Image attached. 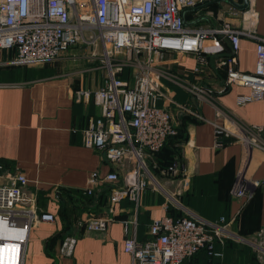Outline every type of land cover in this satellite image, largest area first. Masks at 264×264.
Returning a JSON list of instances; mask_svg holds the SVG:
<instances>
[{
	"label": "built area",
	"instance_id": "built-area-1",
	"mask_svg": "<svg viewBox=\"0 0 264 264\" xmlns=\"http://www.w3.org/2000/svg\"><path fill=\"white\" fill-rule=\"evenodd\" d=\"M206 1L0 0V50H15V62L19 64L54 61L78 45L101 49L107 82L93 93L101 114L84 129L83 142L99 150L121 171L91 174L85 192L93 195L97 186L109 185L111 215L88 212L77 225L85 231H106L116 220V207L125 199L131 201L135 211L132 218L122 222L126 233L124 249L131 255L132 264H183L203 248L217 259L216 264H240L226 259L225 241H250L231 231L232 221L225 216L219 221H206L170 214L152 221L150 239L137 238L142 193L150 184L163 189L153 170L156 165L151 166L149 159L161 150L169 136L178 132L169 107L174 100L164 88L163 79L181 85L183 82L162 64L161 54L168 51L200 54L196 72L207 64L202 54L220 55L218 62L227 69L224 89L233 84L249 87L250 93L238 98L242 105L264 99V38L235 28L230 22L220 27L187 25L184 11ZM243 34L256 39L253 72L236 67ZM225 40L231 47L228 57ZM124 70L129 71L128 76L122 74ZM185 87L196 94L209 92L193 84ZM83 95L89 100L92 92L85 90ZM218 116L224 117L225 113L219 110ZM215 126L217 146L224 144L225 137L240 141L246 148L264 150V124H248L228 116L223 122H215ZM246 166L244 156L230 190L231 196L244 200V204L253 199L261 183L246 176ZM127 168H131L133 178L122 185V170ZM185 172L182 160L177 158L161 170L160 176L176 179ZM28 183L25 173L11 171L0 163V264H24L31 230L57 220L55 213L38 208L35 197L26 190ZM77 241V235L65 236L60 255L72 256ZM256 246L264 263V244Z\"/></svg>",
	"mask_w": 264,
	"mask_h": 264
},
{
	"label": "crops",
	"instance_id": "crops-1",
	"mask_svg": "<svg viewBox=\"0 0 264 264\" xmlns=\"http://www.w3.org/2000/svg\"><path fill=\"white\" fill-rule=\"evenodd\" d=\"M248 2L244 9L221 1L211 7L188 10L187 25L220 27L230 22L235 28L264 38V0ZM224 44L226 54L230 53L228 40ZM79 51L80 48L68 50L58 62L49 64H19L15 62V50L1 52L0 163L11 171L25 173L29 180L26 190L35 197L38 208L57 216L55 223H42L31 230L24 264H132L131 255L124 249L126 233L122 220L132 218L135 205L123 200L116 207V220L109 224L108 230L85 231L78 227V217L88 212L111 215L110 187L97 186L92 198L84 200L85 209L80 204L76 209L68 195L69 191H85L95 171L107 174L121 169L83 142L84 129L101 114L93 93L105 85L108 72L100 57ZM202 55L207 64L196 72L200 54L173 51L161 54L162 64L183 82L181 85L163 79L164 88L174 100L169 104L173 121L187 136L182 144L186 172L176 179L158 175L163 189L150 184L142 193L137 228L140 241L151 238L150 224L155 218L170 214V209L176 218L219 221L225 216L232 221L229 229L238 234L264 231V150L246 148L232 138L217 146L215 126V122H223L228 116L248 124H264V99L239 104L238 98L248 95L251 89L233 84L225 90L227 69L218 62L220 55ZM255 66L256 39L243 34L236 67L253 72ZM188 84L209 92L192 93L185 87ZM85 90L92 92L89 100L83 95ZM219 110L225 113L224 117L218 116ZM244 156H247L246 176L261 182L255 197L246 204L230 194ZM122 175L120 184L131 182V168L122 170ZM64 191L66 195L62 194ZM62 212L70 216L67 223ZM66 234L78 237L72 256L60 255Z\"/></svg>",
	"mask_w": 264,
	"mask_h": 264
},
{
	"label": "trees",
	"instance_id": "trees-1",
	"mask_svg": "<svg viewBox=\"0 0 264 264\" xmlns=\"http://www.w3.org/2000/svg\"><path fill=\"white\" fill-rule=\"evenodd\" d=\"M216 4H217L216 2L215 3H209L208 5H206L203 8L211 7V6L216 5ZM228 54H226L225 57H228ZM222 67L226 68L225 66H222ZM226 89L227 88H225V90ZM177 130H178L177 134L173 135V136H169L167 138L164 146L161 148V150L159 152L154 153V155L149 159V163L151 164V166H154V164L156 165L153 168L156 175H160L161 170L170 166L175 159L178 158V159L182 160V144L186 141L187 136L183 133L182 129H180L179 127H177ZM227 139L228 138H224V142H226ZM257 191L255 192V194L257 193ZM64 193H65V191L62 192V194L66 195ZM68 195L71 198V201L73 203H75L74 207H76V209H78L79 204L84 208L85 207L84 203L85 202L87 203V201H84V200H90V198H92V196L87 194L85 191H77V192L69 191ZM254 197H255V195H254ZM76 205H78V206H76ZM168 212L170 214L175 215V212L173 209H170V211H168ZM175 217H176V215H175ZM62 218H63V221L66 223L68 221H70V219H69L70 216H66V213L62 212ZM78 218L80 219L81 216ZM254 234L255 233H249V234L241 233L240 235H242L244 237H250V236H253ZM66 235H68V234H66ZM236 246H238V245L235 241H233L231 239H226L225 245H224L226 259L233 260L232 258H230V254L232 253L233 249L236 248ZM218 247L221 248V245H218ZM239 248H242V247H239ZM240 250L243 251V253H244V256H243L244 259L240 261V264H261L257 260L255 252L251 251L248 248H244V247ZM216 262H217V259L215 257H212L211 255H209L207 249L203 248L202 250L197 252L195 255H193L192 257L185 260L183 264H216Z\"/></svg>",
	"mask_w": 264,
	"mask_h": 264
},
{
	"label": "rangeland",
	"instance_id": "rangeland-1",
	"mask_svg": "<svg viewBox=\"0 0 264 264\" xmlns=\"http://www.w3.org/2000/svg\"><path fill=\"white\" fill-rule=\"evenodd\" d=\"M74 48H80L81 51H79V52L81 54H87V55L90 54V55H92V54L95 53V54H97L98 57H101L102 51H101V49L99 47L92 48V47H89V46H86V45H78V46H75V47H73L71 49H74ZM71 49L69 48L68 50L70 51ZM10 51L11 50H0V58L2 59V57H3V53H1V52H10ZM67 51L65 52V54L67 53ZM58 61L59 60H54V61H46V62H42V63L49 64V63L58 62ZM128 73H129V71L124 70V72L122 74L124 76L125 75L128 76ZM247 239H249L250 241L249 242L246 241V240L235 241L238 246H236V248L233 249L232 253L230 254V258L233 259V260H230V261H236V262L240 263V261L244 259V257H243L244 253L240 249H242L244 247V248H248L251 251L255 252L257 260L261 264H263V259L260 257L262 255L258 251V247L256 246V244H258V245H260L262 243L264 244V233L255 234L253 236L248 237ZM239 247H242V248H239Z\"/></svg>",
	"mask_w": 264,
	"mask_h": 264
},
{
	"label": "water",
	"instance_id": "water-1",
	"mask_svg": "<svg viewBox=\"0 0 264 264\" xmlns=\"http://www.w3.org/2000/svg\"><path fill=\"white\" fill-rule=\"evenodd\" d=\"M221 1L229 2L232 5H234V6L238 7V8H241V9L247 8L248 5H249L248 0H244L243 4H240V3L236 2L235 0H207L204 4L198 5V6L193 7V8L186 9L184 11V13H186V11H188V10H199V9L205 7L206 5H208L209 3L221 2ZM186 24H188L187 21H186Z\"/></svg>",
	"mask_w": 264,
	"mask_h": 264
}]
</instances>
